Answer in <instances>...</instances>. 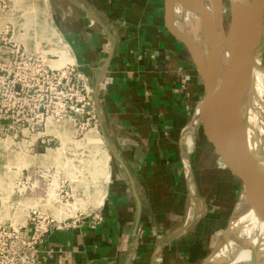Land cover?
<instances>
[{
    "label": "crops",
    "instance_id": "1",
    "mask_svg": "<svg viewBox=\"0 0 264 264\" xmlns=\"http://www.w3.org/2000/svg\"><path fill=\"white\" fill-rule=\"evenodd\" d=\"M165 1L54 0L75 9L68 20L55 13L98 86L99 126L120 160L98 212L53 229L41 264H124L131 253L130 264H202L229 224L243 185L199 126L186 134L204 81L166 27ZM258 54L264 62V34ZM131 178L142 201L136 237Z\"/></svg>",
    "mask_w": 264,
    "mask_h": 264
},
{
    "label": "rangeland",
    "instance_id": "2",
    "mask_svg": "<svg viewBox=\"0 0 264 264\" xmlns=\"http://www.w3.org/2000/svg\"><path fill=\"white\" fill-rule=\"evenodd\" d=\"M35 1L0 0V45H5V41L11 42L12 45L16 44V47L20 46L21 50L28 54L44 55L52 65L57 61L61 63L55 67L75 61L74 50L69 45L70 42L63 37L64 27L61 26L55 13L56 11L60 12L65 20H68L75 16V9L73 7L68 9L66 3H63V8H60L54 5V0H47L48 20L46 21L39 12L34 19L33 17L29 19V8L31 5L35 6ZM231 1L224 0L226 28L230 23ZM69 13L71 15H68ZM59 38L63 43H69L70 50L67 55L61 52L60 46L55 43L57 40L59 41ZM258 58L260 59L259 54ZM261 65L264 67V62L261 61ZM258 92L253 99L257 107L251 109L253 120L264 119V84ZM256 97L258 98L256 99ZM253 110L256 112L254 113ZM53 120L50 119L49 132L56 133L59 138L50 134V146L48 145L49 140H47L44 144L45 147L29 149V152L15 147L10 138L7 139L0 135V141L3 143L0 144V222L27 224L38 222L39 218L45 217L59 221L62 219L53 215L56 204L57 207L64 206L67 213H70L74 208V212L64 217L65 220L62 222H70L98 212L99 207L96 206V203L100 192H103L101 190L102 177L99 176L100 155L105 151L102 152V149L93 145H86L85 139V133L95 124L92 122L85 128L82 127L76 131L73 118ZM258 126L264 128V120L262 123H258ZM258 126L253 124L256 135L262 137ZM96 129L102 137L103 133L99 122ZM199 130L202 131L208 142L203 132L202 123L199 125ZM254 140L255 137H253ZM106 146L107 156L109 154L110 160L112 159L111 162L109 160L111 175V165L115 160L108 144ZM47 147L59 148L45 153ZM38 153L43 154L35 155ZM240 196L241 194H239L237 202ZM16 220H20V222H14ZM241 264L251 263L248 261Z\"/></svg>",
    "mask_w": 264,
    "mask_h": 264
},
{
    "label": "water",
    "instance_id": "3",
    "mask_svg": "<svg viewBox=\"0 0 264 264\" xmlns=\"http://www.w3.org/2000/svg\"><path fill=\"white\" fill-rule=\"evenodd\" d=\"M82 8L100 22L92 12ZM183 16L194 28L182 24ZM165 24L187 47L204 81L205 92L198 114L206 139L224 166L241 181L248 208L264 221L263 151L251 146L253 141L248 135L247 118L254 65L262 48L264 0H232L228 28L224 0H166ZM94 91L97 96L98 86ZM102 133L112 154L120 160L107 135ZM131 185L137 200L133 232L136 237L142 201L132 178ZM236 216L235 207L226 230L202 264H208L218 244L230 234ZM132 256L133 253L124 264H130ZM252 264H256L255 261Z\"/></svg>",
    "mask_w": 264,
    "mask_h": 264
},
{
    "label": "built area",
    "instance_id": "4",
    "mask_svg": "<svg viewBox=\"0 0 264 264\" xmlns=\"http://www.w3.org/2000/svg\"><path fill=\"white\" fill-rule=\"evenodd\" d=\"M4 44L0 45V135L29 150L45 147L47 140L51 145L47 119L73 118L76 131L92 122L98 127L94 86L76 62L53 67L44 55ZM200 123L196 109L186 134ZM63 223L48 217L27 224L0 222V264H41L46 236Z\"/></svg>",
    "mask_w": 264,
    "mask_h": 264
},
{
    "label": "bare ground",
    "instance_id": "5",
    "mask_svg": "<svg viewBox=\"0 0 264 264\" xmlns=\"http://www.w3.org/2000/svg\"><path fill=\"white\" fill-rule=\"evenodd\" d=\"M37 12L41 13L42 17H44V19L46 21L48 20L47 0H36L35 6H33V7H32V5L30 6L29 12H28L29 19L31 17H33V19H34L36 17V15L38 14ZM181 22H182V24L186 25V27H188L189 29L194 28V27H192V25H193L192 22L188 21L187 17H185V16H183L181 18ZM52 32H54V31H52ZM55 43L60 46L61 52H63L65 55H67V53H69L70 47L67 43H65V42L63 43L60 38H59V41L57 40V42H55ZM74 62L75 61L66 62V63L64 62V63L67 64V63H74ZM53 65L52 66L55 67V66L61 65V63L57 61ZM64 65H62V66H64ZM62 66H60V67H62ZM262 84H264V67L261 65V60L257 56L256 63L254 65V71H253L252 89H251L249 100H248L249 101L248 113H247L248 135H249V138L252 139V141H253V137H255L253 144H251L252 148L255 147L256 149H258V150L261 149V151H263L261 159H262V163L264 166V139H263L264 128H262V126L261 127L258 126V123H262L264 119L261 118V119L253 120L252 116H251V109L257 107L254 104L255 102L253 101V99L256 96V93L262 87ZM259 94H261V93H259ZM257 98L258 97H256V99ZM261 103H263V102H261ZM256 104H258V103H256ZM261 106H260V108L263 107V106L262 107ZM255 112L256 111H254V113ZM51 120H53V119H51ZM60 120H62V119L53 120V121H60ZM49 122H50V119H47L46 120L47 133L53 134L56 137H58L56 133L49 132ZM73 123H74V121H73ZM52 124H54V123H52ZM253 124H254V126L257 125L260 128L259 131L262 133V137H258L256 135L255 129H254L255 127H253ZM91 128H93V129H91ZM91 128H89L90 130L88 129L89 131L87 130L88 132L86 131L87 133H85L86 134L85 135L86 145H93V146L97 147L98 149H102V152L105 151L104 153H102V155H100V164H99V167H100L99 168V176L102 177L101 190L103 191L105 185L108 183V181L110 179V163H109L110 155L108 154V156H107V152H108L107 146H106L107 143H106L104 136L102 135V137H101V135H99V131L96 129L98 127L92 126ZM73 136H74V131H73ZM7 139H9V138H7ZM190 142L192 143L191 139H190ZM0 144L2 145L3 143H1V141H0ZM59 147H47L44 152L47 153L48 151L56 150ZM26 152H29V151L26 150ZM40 154L42 155L43 153H38L35 155H40ZM100 193L101 194L99 196V199L97 200L96 205H99L100 203H102L105 191L100 192ZM72 209L73 210H71L70 213H67L64 209V206L59 205L57 207V204H56V209H55V211H53V215H55L59 219H62L59 221H63V220H65V219H63L64 217H66L67 215H70L71 213L74 212V208H72ZM236 210L238 212V216H236L234 221L232 222V229H231L230 234L227 237H225L221 241V243L218 244V248H217L216 252L212 255L208 264H218L220 262H221L220 264H241L243 262H248V261L251 264L253 261H255L256 264H264V221L259 217V215L254 210H251L250 208H248L244 194H242L240 196V198L236 204ZM14 222H20V220H16Z\"/></svg>",
    "mask_w": 264,
    "mask_h": 264
}]
</instances>
